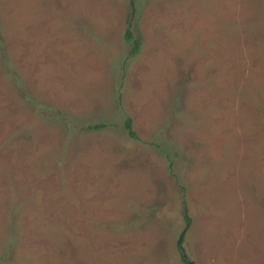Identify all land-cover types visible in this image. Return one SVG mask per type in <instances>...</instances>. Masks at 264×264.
<instances>
[{
	"label": "rangeland",
	"instance_id": "rangeland-1",
	"mask_svg": "<svg viewBox=\"0 0 264 264\" xmlns=\"http://www.w3.org/2000/svg\"><path fill=\"white\" fill-rule=\"evenodd\" d=\"M183 209L264 264V0H0V264H184Z\"/></svg>",
	"mask_w": 264,
	"mask_h": 264
},
{
	"label": "trees",
	"instance_id": "trees-1",
	"mask_svg": "<svg viewBox=\"0 0 264 264\" xmlns=\"http://www.w3.org/2000/svg\"><path fill=\"white\" fill-rule=\"evenodd\" d=\"M133 11V8H131V12ZM124 36L126 38H129L131 36L130 31L128 29V27L126 28L125 32H124ZM135 44V43H134ZM136 46H133V48H131V51L135 50ZM105 125L104 122H95L92 124H88L87 127L88 128H98V127H103ZM124 125L127 129V133L132 137L134 136V132L133 130L130 129V121H129V117L125 119L124 121ZM182 220H183V225L181 227V229L178 231L177 236H176V240H175V247L178 251V256L179 259L184 263V264H194L193 261L188 257V255L184 252V249L182 247V240L183 237L185 235V232L190 224V217L189 215L186 213L185 209H183L182 211Z\"/></svg>",
	"mask_w": 264,
	"mask_h": 264
}]
</instances>
